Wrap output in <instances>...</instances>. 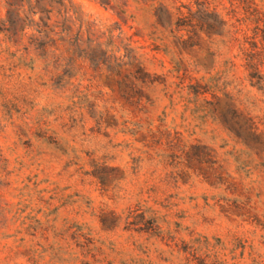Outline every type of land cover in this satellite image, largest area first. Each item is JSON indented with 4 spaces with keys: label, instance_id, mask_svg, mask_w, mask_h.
Listing matches in <instances>:
<instances>
[{
    "label": "rangeland",
    "instance_id": "rangeland-1",
    "mask_svg": "<svg viewBox=\"0 0 264 264\" xmlns=\"http://www.w3.org/2000/svg\"><path fill=\"white\" fill-rule=\"evenodd\" d=\"M256 73L264 0H0V264H264Z\"/></svg>",
    "mask_w": 264,
    "mask_h": 264
},
{
    "label": "trees",
    "instance_id": "trees-1",
    "mask_svg": "<svg viewBox=\"0 0 264 264\" xmlns=\"http://www.w3.org/2000/svg\"><path fill=\"white\" fill-rule=\"evenodd\" d=\"M49 13L50 12H46V14H49ZM46 21L47 22L50 21V18L46 17ZM44 27L47 28L48 27L47 24H45ZM221 27L224 29L226 27V24L222 22ZM239 46L242 48L241 44H239ZM241 52H242V50H241ZM241 54L243 56L242 61L244 62V65H243L244 70H256L257 67H256V65H254L253 59L250 56V54H246L245 52H242ZM256 75L257 76H255V77L249 76V78L251 80L255 79V81H256L255 87H257L258 91L264 96V76L260 75L259 73H256ZM251 131L254 134L257 132V130L255 128H251Z\"/></svg>",
    "mask_w": 264,
    "mask_h": 264
}]
</instances>
